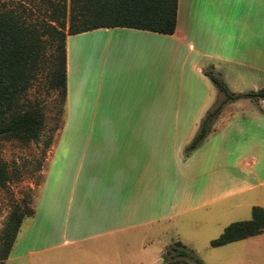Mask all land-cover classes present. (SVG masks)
<instances>
[{
	"label": "crops",
	"instance_id": "1",
	"mask_svg": "<svg viewBox=\"0 0 264 264\" xmlns=\"http://www.w3.org/2000/svg\"><path fill=\"white\" fill-rule=\"evenodd\" d=\"M207 71L233 94L264 89V0H177L171 35L67 36L65 113L91 125L72 129L68 155L52 146L4 264H161L176 241L204 264H230L235 242H210L264 209V99L225 103L186 155L225 100Z\"/></svg>",
	"mask_w": 264,
	"mask_h": 264
},
{
	"label": "trees",
	"instance_id": "2",
	"mask_svg": "<svg viewBox=\"0 0 264 264\" xmlns=\"http://www.w3.org/2000/svg\"><path fill=\"white\" fill-rule=\"evenodd\" d=\"M47 15L41 22L28 21L16 7L0 10V138L27 144L38 142L45 124L39 103L27 95L42 64L46 48L51 49L48 88L57 92L60 104L66 100V38L100 28H131L164 35L174 33L177 0H47ZM225 94V100L207 112L199 131L185 149L195 150L208 135L225 103L240 98L264 99V89L245 94L230 93L210 71L205 73ZM8 181L6 164L0 160V186ZM13 211L3 235L0 264L9 256L22 222L32 217ZM264 232V209L253 207L251 219L227 225L210 242L219 247ZM161 264H204L180 241L169 245Z\"/></svg>",
	"mask_w": 264,
	"mask_h": 264
},
{
	"label": "rangeland",
	"instance_id": "3",
	"mask_svg": "<svg viewBox=\"0 0 264 264\" xmlns=\"http://www.w3.org/2000/svg\"><path fill=\"white\" fill-rule=\"evenodd\" d=\"M47 5V0H0V10L4 7H16L28 21L37 23L46 18ZM50 54L51 49L47 47L40 70L27 95L31 101L41 105L45 115V124L39 141L23 144L16 140L0 138V160L6 164L8 174L7 183L0 186V253L11 213L16 210L26 214L32 212L36 206L35 199L43 180V172L47 169V159L52 146L55 144L58 150L65 147L68 155V145L72 137L79 136L73 135L72 129L91 125V119L76 118L65 113L57 92L48 88ZM93 121L94 126L101 125V119ZM61 128L63 131L59 136ZM58 157L55 155L54 159ZM29 222L28 218L23 220L21 232ZM229 248L233 250L223 254V261L228 260L230 264H264V232L256 237L235 242ZM195 255L197 256L196 253Z\"/></svg>",
	"mask_w": 264,
	"mask_h": 264
}]
</instances>
